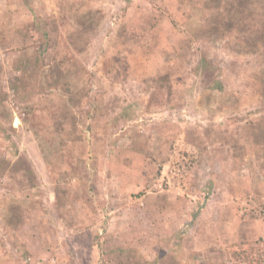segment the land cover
<instances>
[{"label": "rangeland", "instance_id": "1", "mask_svg": "<svg viewBox=\"0 0 264 264\" xmlns=\"http://www.w3.org/2000/svg\"><path fill=\"white\" fill-rule=\"evenodd\" d=\"M0 122V264H264V0H0Z\"/></svg>", "mask_w": 264, "mask_h": 264}, {"label": "trees", "instance_id": "2", "mask_svg": "<svg viewBox=\"0 0 264 264\" xmlns=\"http://www.w3.org/2000/svg\"><path fill=\"white\" fill-rule=\"evenodd\" d=\"M212 4H214V3H212ZM229 4H232L231 2L229 3ZM209 6L211 5V4H208ZM209 10H211V8L209 9ZM244 11L243 10H235L234 9V7H233V5H227L226 7H225V9H223L222 10V12L219 14V15H217L216 16V25H214V26H212L213 28H214V30L216 31L217 29H216V27L218 26L219 28H221V29H223V31L225 30H228L232 25H234V22H233V20L232 19H235V14H241V13H243ZM229 17V18H228ZM233 27V26H232ZM54 80L52 79V80H48V82H47V87H54ZM222 82L220 81V80H217V83H214L213 85H212V88L213 89H217V90H219V91H222ZM63 88L65 89V91H69L70 89H69V86H68V84H64L63 85ZM73 99H71V101H72ZM98 110V106H95L94 107V109H92L91 111L90 110H87L88 112L86 113L88 116L89 115H94L95 116V113H96V111ZM89 113V114H88ZM4 120V119H3ZM1 123V122H0ZM72 123V122H71ZM2 124V123H1ZM72 126H73V124H72ZM2 128H3V126H1ZM85 127V129L84 130H92V124H87V125H85L84 126ZM80 129H82V128H78V131L80 130ZM81 132V131H80ZM72 140V139H71ZM68 141H70V140H68ZM233 254H235V255H237V254H239V256H240V254L241 253H239L237 250H233V252H232ZM243 253H246V250H243ZM244 259H246V257L244 256Z\"/></svg>", "mask_w": 264, "mask_h": 264}]
</instances>
